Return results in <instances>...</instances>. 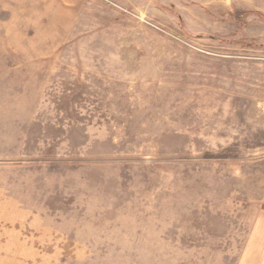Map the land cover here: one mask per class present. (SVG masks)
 Segmentation results:
<instances>
[{
	"label": "rangeland",
	"instance_id": "1",
	"mask_svg": "<svg viewBox=\"0 0 264 264\" xmlns=\"http://www.w3.org/2000/svg\"><path fill=\"white\" fill-rule=\"evenodd\" d=\"M0 264H264V0H0Z\"/></svg>",
	"mask_w": 264,
	"mask_h": 264
}]
</instances>
